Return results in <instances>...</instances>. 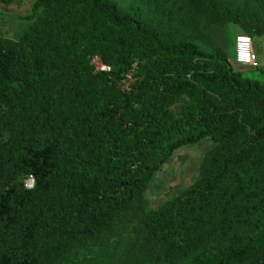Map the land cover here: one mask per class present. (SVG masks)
<instances>
[{"label":"trees","instance_id":"obj_1","mask_svg":"<svg viewBox=\"0 0 264 264\" xmlns=\"http://www.w3.org/2000/svg\"><path fill=\"white\" fill-rule=\"evenodd\" d=\"M26 19L0 34V264H264V84L226 34L263 36L264 0H35ZM205 138L190 188L150 206Z\"/></svg>","mask_w":264,"mask_h":264},{"label":"rangeland","instance_id":"obj_2","mask_svg":"<svg viewBox=\"0 0 264 264\" xmlns=\"http://www.w3.org/2000/svg\"><path fill=\"white\" fill-rule=\"evenodd\" d=\"M120 7H125L128 0H113ZM35 0H15L10 4L0 2V34L17 38L23 30L30 24L26 16L32 13V6ZM241 29L234 25L226 26V34L229 38V62L235 70H241L243 75L251 80L264 84V69H250L248 67L236 65L233 62L234 37L240 34ZM253 48L260 61H264V35L252 37ZM134 81L131 73L127 74L123 80V87H129ZM214 143L205 138L198 143L186 145L176 150L168 161L155 173L146 190V198L152 207H157L166 200L180 194L190 188L196 180L199 171V164L205 154ZM29 179V178H27ZM25 180V185L30 187V181Z\"/></svg>","mask_w":264,"mask_h":264},{"label":"built area","instance_id":"obj_3","mask_svg":"<svg viewBox=\"0 0 264 264\" xmlns=\"http://www.w3.org/2000/svg\"><path fill=\"white\" fill-rule=\"evenodd\" d=\"M233 62L236 65L248 67L250 69H264V62H260L253 48L252 38L247 34H237L234 37ZM92 65L98 71H109L110 67L101 62L98 55H94L91 59ZM31 186L33 185L32 176L28 177ZM30 186V187H31Z\"/></svg>","mask_w":264,"mask_h":264},{"label":"crops","instance_id":"obj_4","mask_svg":"<svg viewBox=\"0 0 264 264\" xmlns=\"http://www.w3.org/2000/svg\"><path fill=\"white\" fill-rule=\"evenodd\" d=\"M259 59V58H258ZM259 61H260V59H259ZM260 62H264V61H260Z\"/></svg>","mask_w":264,"mask_h":264}]
</instances>
